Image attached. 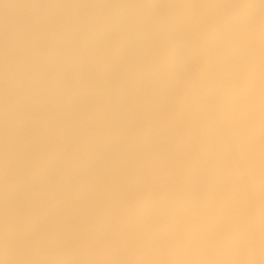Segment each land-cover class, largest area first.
<instances>
[{"label": "bare ground", "instance_id": "6f19581e", "mask_svg": "<svg viewBox=\"0 0 264 264\" xmlns=\"http://www.w3.org/2000/svg\"><path fill=\"white\" fill-rule=\"evenodd\" d=\"M255 237L264 264V0H0V264Z\"/></svg>", "mask_w": 264, "mask_h": 264}, {"label": "rangeland", "instance_id": "374dc122", "mask_svg": "<svg viewBox=\"0 0 264 264\" xmlns=\"http://www.w3.org/2000/svg\"><path fill=\"white\" fill-rule=\"evenodd\" d=\"M162 16H163V14H162ZM170 31H172V30H170ZM172 34H173L172 36H174V38L176 39V42H178L177 44L179 45L178 38L174 35L173 31H172ZM186 59H187V57H186ZM190 67H191V64H190ZM246 181H247V179H246ZM135 227H136V232L140 231L139 224H136ZM146 241H147V239H144V238L139 240V241L136 238L131 240V241H129V244L132 245L131 247H132V250H133L134 264H138V263L139 264H148V263L149 264H156V263L157 264H161V263L162 264H179L180 263V261H178V258H176L177 255L174 254V256H176L175 257L176 260H175L174 257H173L174 260H171L169 258H165V257L161 256V254L155 249V247L149 241H147V242ZM151 255H152V257H151Z\"/></svg>", "mask_w": 264, "mask_h": 264}, {"label": "built area", "instance_id": "2783aa9c", "mask_svg": "<svg viewBox=\"0 0 264 264\" xmlns=\"http://www.w3.org/2000/svg\"><path fill=\"white\" fill-rule=\"evenodd\" d=\"M255 228V226H254ZM251 264H259V257L257 253V247H256V237L253 240V253H252V261Z\"/></svg>", "mask_w": 264, "mask_h": 264}]
</instances>
